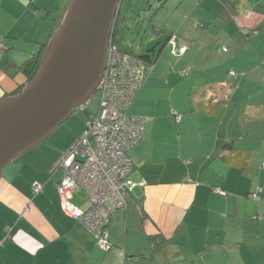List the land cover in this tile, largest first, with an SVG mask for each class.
Returning a JSON list of instances; mask_svg holds the SVG:
<instances>
[{
    "label": "crops",
    "instance_id": "obj_1",
    "mask_svg": "<svg viewBox=\"0 0 264 264\" xmlns=\"http://www.w3.org/2000/svg\"><path fill=\"white\" fill-rule=\"evenodd\" d=\"M70 1L0 0V100L27 84L20 67L49 42ZM158 15L146 43L122 49L147 55L152 67L128 110L144 124L127 152L133 191L108 216L110 250L96 246L79 216L63 213L62 173L52 170L95 106L53 150L30 149L2 171L0 264H264V188L222 160L226 143L251 158L262 149L251 142L264 140V88L251 103L248 93L234 100L245 82L264 85V0H171ZM171 33L181 57L167 45ZM232 70L238 79L226 77ZM71 203L90 206L83 187Z\"/></svg>",
    "mask_w": 264,
    "mask_h": 264
},
{
    "label": "built area",
    "instance_id": "obj_2",
    "mask_svg": "<svg viewBox=\"0 0 264 264\" xmlns=\"http://www.w3.org/2000/svg\"><path fill=\"white\" fill-rule=\"evenodd\" d=\"M169 45L174 55L185 52L176 48L174 39ZM148 68L136 56L120 50L109 37L106 67L97 87V112L52 169L62 173L56 185L61 210L66 216H79L96 246L104 252L111 248L108 216L126 208L134 188L127 152L141 139L144 120L130 116L128 109L142 88ZM170 115L175 123L180 121L177 112L171 111ZM79 187L85 189L90 202L85 210L71 203ZM38 188L36 185L34 190ZM213 190L223 193L219 188Z\"/></svg>",
    "mask_w": 264,
    "mask_h": 264
},
{
    "label": "water",
    "instance_id": "obj_3",
    "mask_svg": "<svg viewBox=\"0 0 264 264\" xmlns=\"http://www.w3.org/2000/svg\"><path fill=\"white\" fill-rule=\"evenodd\" d=\"M122 0H71L33 79L0 100V178L20 155L39 145L95 94L107 41Z\"/></svg>",
    "mask_w": 264,
    "mask_h": 264
},
{
    "label": "rangeland",
    "instance_id": "obj_4",
    "mask_svg": "<svg viewBox=\"0 0 264 264\" xmlns=\"http://www.w3.org/2000/svg\"><path fill=\"white\" fill-rule=\"evenodd\" d=\"M171 0H166L165 6V0H122L121 6H120V23H119V33L117 35V45L119 49H131L136 50L138 46L141 44V42L146 43L148 40V37L150 35L149 31H147V23L150 21L149 24L155 25V22L160 18L159 12L163 7H168ZM115 20V19H114ZM114 23V22H113ZM113 25V24H112ZM110 37V35H109ZM109 41V38H108ZM107 41V45H108ZM143 44L141 45L142 48H144ZM225 56H231V55H225ZM223 56V57H225ZM222 57V58H223ZM226 58V57H225ZM224 58V60H225ZM228 58V57H227ZM217 60V59H216ZM228 60V59H226ZM218 61V60H217ZM106 62H107V54H106ZM105 62V67H106ZM214 67V71L216 70V63H212ZM212 64H208L210 67ZM105 70V68H104ZM237 71V70H236ZM211 72V71H210ZM234 75L236 76V79L239 78V72H235L232 70ZM101 81V80H100ZM237 81V80H235ZM232 81L231 87L234 89L237 88V82ZM249 82H245L243 86H241V89L237 93L235 97V102L237 99L241 96H244L245 93H248L247 101L249 103L253 102L256 98L257 94L256 92L264 88L263 82L256 85L253 84V86H249ZM98 94L95 93L92 95L91 98H89L84 106L76 109L72 116L64 123L62 124L58 130L50 136L47 140L43 141L30 151H51L54 147L51 146V143L53 140L60 141L58 138L60 136H63L64 138L67 137L68 130L77 128L81 124V119H84L82 116H86L84 109H87L88 112L92 111L95 106L98 105ZM261 139L258 142H251L252 145H262V149L257 154H252L251 163L249 165L248 171L251 173V178H248V181H254L253 184L260 183L262 188H264V140L260 134H258ZM29 151V152H30ZM256 193L259 196H261L260 190L256 188ZM263 195V194H262ZM264 198V196H263ZM253 200H257V197L252 198ZM254 200V201H255ZM264 206V205H263Z\"/></svg>",
    "mask_w": 264,
    "mask_h": 264
},
{
    "label": "trees",
    "instance_id": "obj_5",
    "mask_svg": "<svg viewBox=\"0 0 264 264\" xmlns=\"http://www.w3.org/2000/svg\"><path fill=\"white\" fill-rule=\"evenodd\" d=\"M32 1V0H30ZM29 1V2H30ZM195 2H197L199 4V0H195ZM31 3V2H30ZM121 9V8H120ZM119 23H120V11H119V14L115 17V20H114V23L111 27V30H110V36H111V41L118 47L117 45V35L119 33ZM150 21L147 23V27H149V29L152 31V32H157V30L153 27V25L149 24ZM199 26V24H198ZM202 27V26H200ZM171 39H174L175 40V44H176V48H178L177 44L179 42V37L176 33H171L168 40H167V45H169V42ZM47 44H44L42 47H41V50L40 52L36 53L35 55H32L29 59L26 60V62L20 67V69L22 70V72L26 75L27 77V80L28 82H30L35 73L37 72V69L40 65V62H41V59H42V56H43V53L47 47ZM1 48V47H0ZM119 48V47H118ZM170 49H171V54H172V47L170 46ZM122 50V49H120ZM122 51H125V50H122ZM223 51H226L225 49H223ZM125 52H128L134 56H136L137 58H139L142 63L147 66L148 68V71L151 69L152 67V63L150 62L149 60V57L147 55H140V56H137L135 55L134 53L132 52H129V51H125ZM184 54V53H183ZM173 56H176V57H181V56H177V55H174L172 54ZM182 74H184L185 76H187V72L184 71L182 72ZM229 76L231 79H236V76L234 75V73L231 71V73L228 75L226 73V77ZM145 80V79H144ZM27 82V83H28ZM143 86V85H142ZM24 87H18L16 88V90H14V92L9 95L8 97H11V96H15L17 94H19L21 92V90L23 89ZM95 93H98L97 90L95 91ZM94 95V94H93ZM129 110V109H128ZM140 141V140H139ZM138 141V142H139ZM135 146V145H134ZM223 151L226 152V154L222 155L223 157V161L224 163L228 166V167H236L238 168L241 173H243L244 175H248V167L251 163V154L249 152H246V151H238V150H235L232 148V143H226L224 145V148H223Z\"/></svg>",
    "mask_w": 264,
    "mask_h": 264
},
{
    "label": "clouds",
    "instance_id": "obj_6",
    "mask_svg": "<svg viewBox=\"0 0 264 264\" xmlns=\"http://www.w3.org/2000/svg\"><path fill=\"white\" fill-rule=\"evenodd\" d=\"M98 106V105H97ZM85 110V109H84Z\"/></svg>",
    "mask_w": 264,
    "mask_h": 264
}]
</instances>
